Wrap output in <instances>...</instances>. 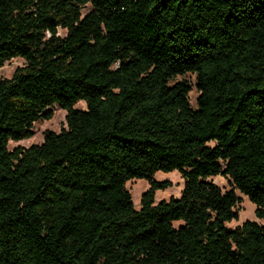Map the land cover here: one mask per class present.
Segmentation results:
<instances>
[{"label": "trees", "instance_id": "1", "mask_svg": "<svg viewBox=\"0 0 264 264\" xmlns=\"http://www.w3.org/2000/svg\"><path fill=\"white\" fill-rule=\"evenodd\" d=\"M13 58L0 264H264V223L225 226L237 193L264 220V0H0V68ZM53 107L65 128L8 150ZM174 170L180 197L155 204Z\"/></svg>", "mask_w": 264, "mask_h": 264}, {"label": "rangeland", "instance_id": "2", "mask_svg": "<svg viewBox=\"0 0 264 264\" xmlns=\"http://www.w3.org/2000/svg\"><path fill=\"white\" fill-rule=\"evenodd\" d=\"M90 10L89 6H85L82 8V14L87 13ZM61 36H64V31H59ZM24 66V61L21 58H13L4 63V65L0 68V78L9 79L15 72V70L19 67ZM179 80H187L192 86L194 85V76L190 74H186L182 77H177L175 81ZM197 91L194 86L189 93V102L193 107H196L195 100L197 98ZM78 109H85V104L83 102H78L75 105ZM53 116L48 121H38L33 124V136L29 139H24L19 142H9L8 150L11 151L16 147H24L28 148L32 144H41L43 141V133L45 131H52L54 133H59L62 128H65V111L53 107ZM154 179L156 181H167L169 185L164 190H157L154 194V202L157 204L161 200H169L170 198H178L180 197L181 190L183 187V179L180 176V173L176 170L170 172H157L154 175ZM210 180L213 181L218 187H220L223 191L229 190L230 185L227 179L217 176L213 177ZM126 189L130 192L131 200L134 205V208L138 210L140 208V198L144 191H146L149 187L147 180L145 179H134L128 181L125 184ZM240 197V202L236 206L235 211L238 213L237 219H234L230 222L225 223V226L229 229H234L240 226L244 221L250 220L255 221L259 224L264 223V220H258L254 214L255 206L242 194L237 193Z\"/></svg>", "mask_w": 264, "mask_h": 264}]
</instances>
